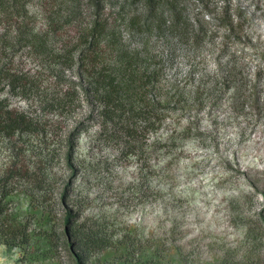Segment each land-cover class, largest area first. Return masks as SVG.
Segmentation results:
<instances>
[{"label": "rangeland", "instance_id": "obj_1", "mask_svg": "<svg viewBox=\"0 0 264 264\" xmlns=\"http://www.w3.org/2000/svg\"><path fill=\"white\" fill-rule=\"evenodd\" d=\"M45 1L27 3L28 27L47 30ZM49 1L54 9L61 2ZM140 5L131 9L140 13ZM182 5L192 23L208 21L215 36L189 44L149 36L147 49L162 67L156 95L175 92L182 101L161 105L154 132L137 131L135 154L124 148L121 132L107 126L101 132L102 120L89 117L95 104L88 97L77 94L65 109L53 104L69 82L78 83L76 70L55 58L62 45L74 46L69 26L61 38L49 32L46 56L0 46V100L33 123L10 140L0 136V177L19 171L4 184L9 196L0 226L26 239L23 249L0 243V264H73L61 237L67 213L71 221L138 238L139 248L157 250V264H219L225 256L264 264V0ZM214 19L232 21L231 31ZM217 66L234 74L228 90L201 80ZM217 72L221 80L225 73ZM8 73L22 77L18 88L2 79Z\"/></svg>", "mask_w": 264, "mask_h": 264}, {"label": "trees", "instance_id": "obj_2", "mask_svg": "<svg viewBox=\"0 0 264 264\" xmlns=\"http://www.w3.org/2000/svg\"><path fill=\"white\" fill-rule=\"evenodd\" d=\"M29 1L0 0V26L6 24L5 30L0 27V46L27 48L38 56H46L45 42L49 32L59 33L61 38L64 36V28L69 26L74 46L68 48L62 45L55 58L62 68L76 70L78 83L69 82L61 97H57L53 104L56 108L65 109L72 105L77 94L83 101L89 98L90 104H95L91 107L89 117L102 120L101 132H106V126L112 132H121L124 148H130L137 131L143 133L145 130H156L155 122L159 121L156 115L161 110V105L182 101L175 92L169 96L160 92L156 95L161 88L162 67L159 61L153 60L151 51L147 49L149 36L154 34L156 41L167 36L188 44L197 38L202 41L209 32L212 37L215 36V32L208 28V21L197 19L192 23L188 19L182 5L187 0H61L55 9L56 4L51 6L52 1L46 0V6L51 8L44 12L48 26L45 31L28 27L27 21L30 18L26 5ZM136 4H141L140 13L131 9ZM214 21L217 28L231 31L232 21ZM11 30L12 44L8 39ZM139 36L146 37V41H134ZM217 71L226 75L220 80L217 78ZM4 72L0 71V76ZM4 78L8 79L7 84L11 86V90L18 88L22 80V77L12 73L6 74L2 77ZM202 79H206L204 84L209 83V88L223 86L227 90L236 81L234 74L224 66L215 67L212 74L201 75ZM76 89L78 91H74ZM32 128V120L25 113L10 109L4 100H0V136L3 139L10 140ZM130 149L128 153L135 154L134 149ZM18 172L7 170L0 177V184L3 185L0 193V218H5L2 217L1 202L9 196L4 190V184ZM71 218L70 213H67L63 219L61 237L73 264L160 262L154 248H139L138 238H131L129 234L114 235L97 222L87 225L85 222L79 223L78 219L71 221ZM262 224L264 227V219ZM252 231L248 227L245 235L250 249L255 240ZM5 232V228L2 230L0 226L2 245L8 248L25 247L26 239L21 242L17 240L21 231L11 234ZM47 239L45 243L52 249V239ZM93 258L96 260L93 261ZM247 261L230 260L225 256L219 264H247Z\"/></svg>", "mask_w": 264, "mask_h": 264}]
</instances>
